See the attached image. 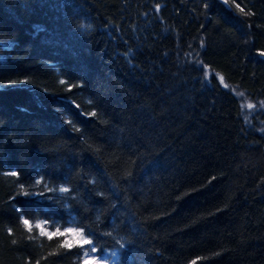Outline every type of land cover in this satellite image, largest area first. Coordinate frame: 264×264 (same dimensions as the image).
Instances as JSON below:
<instances>
[{"label":"trees","instance_id":"16d2710c","mask_svg":"<svg viewBox=\"0 0 264 264\" xmlns=\"http://www.w3.org/2000/svg\"><path fill=\"white\" fill-rule=\"evenodd\" d=\"M261 53L264 0H0V264H264Z\"/></svg>","mask_w":264,"mask_h":264},{"label":"rangeland","instance_id":"374dc122","mask_svg":"<svg viewBox=\"0 0 264 264\" xmlns=\"http://www.w3.org/2000/svg\"><path fill=\"white\" fill-rule=\"evenodd\" d=\"M74 233H65V230L61 233H65L62 235L65 241H68L70 246L77 245L84 248L85 252L83 257L87 263L91 264H114L116 261V254L115 252H106L105 255L101 258L98 256L93 255L90 246V243L85 245L83 244V240L86 239L79 230L74 229ZM61 236V234L59 233Z\"/></svg>","mask_w":264,"mask_h":264},{"label":"snow or ice","instance_id":"6c2138e0","mask_svg":"<svg viewBox=\"0 0 264 264\" xmlns=\"http://www.w3.org/2000/svg\"><path fill=\"white\" fill-rule=\"evenodd\" d=\"M261 55H264V53H261ZM249 107H251V105H249ZM15 174H16L15 172L12 173V175H15ZM61 191H67V189H61ZM23 223H24L25 225H28V224H29V221H28L27 219H25V220L23 221ZM74 232H75V230H74L73 228H70V227H69V228H66V229H65V233H74ZM65 233H60V234L63 235V234H65ZM89 243H90V240H89V239H84V240H83V244L87 245V244H89ZM64 244L67 245V246H70V244H69L68 241H65ZM91 251H92V252H96V251H97L96 247H93V248L91 249Z\"/></svg>","mask_w":264,"mask_h":264},{"label":"bare ground","instance_id":"6f19581e","mask_svg":"<svg viewBox=\"0 0 264 264\" xmlns=\"http://www.w3.org/2000/svg\"><path fill=\"white\" fill-rule=\"evenodd\" d=\"M37 226H38V228H40V230H41L42 232H45L44 229L41 227L40 224H38ZM63 231H64V230H63ZM61 232H62V231H57V232H55V233H48V235H49V234H54V235L56 234L57 236H60L59 233H61ZM61 236H62V235H61ZM84 252H85V250H84ZM92 254L96 256L95 252H93ZM89 264H91V263H89Z\"/></svg>","mask_w":264,"mask_h":264},{"label":"water","instance_id":"95a60500","mask_svg":"<svg viewBox=\"0 0 264 264\" xmlns=\"http://www.w3.org/2000/svg\"><path fill=\"white\" fill-rule=\"evenodd\" d=\"M262 60H264V55L261 56Z\"/></svg>","mask_w":264,"mask_h":264}]
</instances>
